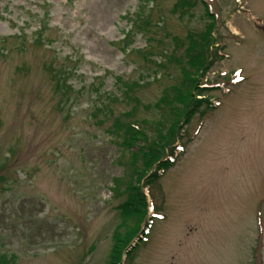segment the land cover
Wrapping results in <instances>:
<instances>
[{
	"label": "rangeland",
	"instance_id": "rangeland-1",
	"mask_svg": "<svg viewBox=\"0 0 264 264\" xmlns=\"http://www.w3.org/2000/svg\"><path fill=\"white\" fill-rule=\"evenodd\" d=\"M206 1L221 56L201 83L229 80L204 91L145 187L162 217L125 264H264V0ZM180 2L0 0V264H110L126 198L111 187L132 170L108 129L116 116L170 126L163 99L211 22Z\"/></svg>",
	"mask_w": 264,
	"mask_h": 264
},
{
	"label": "trees",
	"instance_id": "trees-1",
	"mask_svg": "<svg viewBox=\"0 0 264 264\" xmlns=\"http://www.w3.org/2000/svg\"><path fill=\"white\" fill-rule=\"evenodd\" d=\"M200 0H181L182 6H195ZM207 9L211 22L205 31L200 34H190L186 47L185 63L182 62L183 81L180 86L175 87V94L172 97H165L163 103L170 106L172 122L165 130L163 121L135 120L121 121V117H115L114 129H108V133L113 134L112 138L119 143L121 153L129 151L131 160L129 166L130 180L123 181L116 177L112 190L126 195L120 207V213L124 218V232L118 231L115 234V245L110 257V264H120L126 249L133 243L139 235L142 224L148 217V202L145 194V187L150 186L159 178L161 170H166L172 163L167 159V155L174 154V144L176 134L181 129L183 123H189V119L200 111L204 102H210V98L205 88L201 86V80L213 66L211 60L213 54H218L216 47L218 39L214 36L216 29L215 17ZM149 21L146 22L148 24ZM54 71L56 92L63 95L70 94L72 86L66 82V76L60 75L59 71ZM64 74V73H63ZM137 84V83H135ZM132 86H130V89ZM69 99V98H68ZM60 99L59 105H65L69 100ZM110 110V108L108 109ZM112 113V110L108 111ZM115 113H113L114 115ZM152 130L151 132H149ZM156 135H151L152 133ZM180 132V131H179ZM171 148L166 154L167 148ZM135 177L136 181L133 180ZM122 185L124 189L122 190ZM136 247V246H135ZM136 248L127 253L130 257ZM120 262V263H119Z\"/></svg>",
	"mask_w": 264,
	"mask_h": 264
}]
</instances>
